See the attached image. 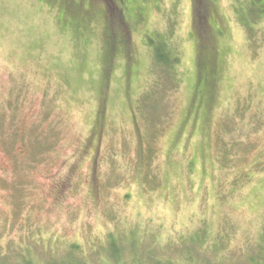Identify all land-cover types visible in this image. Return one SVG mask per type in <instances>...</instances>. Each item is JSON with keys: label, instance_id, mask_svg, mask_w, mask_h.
Here are the masks:
<instances>
[{"label": "rangeland", "instance_id": "obj_1", "mask_svg": "<svg viewBox=\"0 0 264 264\" xmlns=\"http://www.w3.org/2000/svg\"><path fill=\"white\" fill-rule=\"evenodd\" d=\"M252 3L0 0V255L264 264Z\"/></svg>", "mask_w": 264, "mask_h": 264}, {"label": "trees", "instance_id": "obj_2", "mask_svg": "<svg viewBox=\"0 0 264 264\" xmlns=\"http://www.w3.org/2000/svg\"><path fill=\"white\" fill-rule=\"evenodd\" d=\"M256 1H257V3H260L262 0H256ZM253 5H254V3H252V6ZM252 12L255 13V16L257 14L263 15L264 14V6L259 8V9H257L255 6H253ZM240 19L242 21H245L243 16H241ZM149 43H151L150 40H149ZM160 44H161V46L159 48L156 47V50L153 52L154 58H155V66L164 78H167V80L171 81L174 79V76L176 75V73L174 71H175V67L178 64V58L174 54V51L172 49H170V46L167 48V45L164 42H162ZM164 45H165V47H164ZM164 49H166L168 51L167 54L162 52V50H164ZM113 238H111L113 241L111 247L114 250H112L111 255L108 254L110 256V258L108 260L113 262L111 264H120L119 258H120V254H121L120 251L121 250L115 246V243H117L118 240L115 241ZM69 250L73 251V252L78 251L77 246H73V248H70ZM77 254H79V252H77ZM69 255H70V257H68V260L59 261V260H62V257H53L50 260H46L44 262L38 261L33 256L30 258H23V259H21V257L19 256V257H16L17 259H11V258L5 257L3 255H0V264H18L19 261L21 262L20 264H90V263H87V261L83 260L82 257H80L79 255H78V257L74 254L71 255L70 253H69ZM152 261H154V259L151 258V261H149L148 264H152ZM153 264H176V263L172 260L169 261V260L159 259V261L156 260V262H154Z\"/></svg>", "mask_w": 264, "mask_h": 264}]
</instances>
